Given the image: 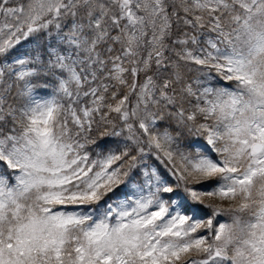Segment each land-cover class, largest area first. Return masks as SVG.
Instances as JSON below:
<instances>
[{
    "label": "snow or ice",
    "instance_id": "6c2138e0",
    "mask_svg": "<svg viewBox=\"0 0 264 264\" xmlns=\"http://www.w3.org/2000/svg\"><path fill=\"white\" fill-rule=\"evenodd\" d=\"M0 264H264V0H0Z\"/></svg>",
    "mask_w": 264,
    "mask_h": 264
},
{
    "label": "rangeland",
    "instance_id": "374dc122",
    "mask_svg": "<svg viewBox=\"0 0 264 264\" xmlns=\"http://www.w3.org/2000/svg\"><path fill=\"white\" fill-rule=\"evenodd\" d=\"M210 201L205 200V203H209ZM211 215V209L210 208H204L202 212L198 213V218H204L206 219L208 216ZM219 219H226L225 217H221Z\"/></svg>",
    "mask_w": 264,
    "mask_h": 264
}]
</instances>
